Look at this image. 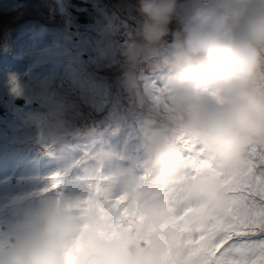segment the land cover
Instances as JSON below:
<instances>
[{"label":"clouds","instance_id":"clouds-1","mask_svg":"<svg viewBox=\"0 0 264 264\" xmlns=\"http://www.w3.org/2000/svg\"><path fill=\"white\" fill-rule=\"evenodd\" d=\"M188 4L171 32L177 74L150 110L162 126L142 131L139 170L105 176L99 195L43 199L0 249V264H198L191 241L230 200L215 176L193 178L181 141L203 146L224 172L243 167L250 147H264V0ZM177 7V0H139L141 43L129 49L127 75L139 52L170 33ZM60 127L48 123L45 138ZM97 160L108 167L114 153L101 150ZM120 196L136 222L116 228L120 212L108 201Z\"/></svg>","mask_w":264,"mask_h":264},{"label":"rangeland","instance_id":"rangeland-1","mask_svg":"<svg viewBox=\"0 0 264 264\" xmlns=\"http://www.w3.org/2000/svg\"><path fill=\"white\" fill-rule=\"evenodd\" d=\"M177 5L170 33L139 52L129 76L139 0H0V249L43 199L87 198L105 176L139 170L142 131L162 126L150 110L178 71L171 32L188 0ZM53 121L61 127L45 138ZM101 150L114 153L108 167Z\"/></svg>","mask_w":264,"mask_h":264},{"label":"snow or ice","instance_id":"snow-or-ice-1","mask_svg":"<svg viewBox=\"0 0 264 264\" xmlns=\"http://www.w3.org/2000/svg\"><path fill=\"white\" fill-rule=\"evenodd\" d=\"M181 144L193 178L215 176L230 200V206L217 214L216 222L192 239L198 264H264V147H250L243 167L224 172L203 146L183 140ZM51 180L50 189L60 186L59 176L54 175ZM108 203L120 212L116 228L136 222L126 205V196Z\"/></svg>","mask_w":264,"mask_h":264},{"label":"flooded vegetation","instance_id":"flooded-vegetation-1","mask_svg":"<svg viewBox=\"0 0 264 264\" xmlns=\"http://www.w3.org/2000/svg\"><path fill=\"white\" fill-rule=\"evenodd\" d=\"M13 239H14V238H13V235H12V236L10 237V243L13 241Z\"/></svg>","mask_w":264,"mask_h":264}]
</instances>
